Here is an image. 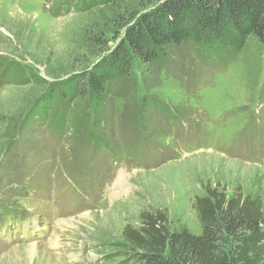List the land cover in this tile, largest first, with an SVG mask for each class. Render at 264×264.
I'll return each mask as SVG.
<instances>
[{
  "label": "rangeland",
  "instance_id": "374dc122",
  "mask_svg": "<svg viewBox=\"0 0 264 264\" xmlns=\"http://www.w3.org/2000/svg\"><path fill=\"white\" fill-rule=\"evenodd\" d=\"M69 1L0 0V222L3 212L30 216L24 237L10 225L0 232V264H136L122 232L143 212L199 235L192 203L207 188L264 203V44L253 38L230 57L182 44L134 63L98 114L81 119L86 102L71 103L65 133L60 110L21 126L100 53L85 46L110 10ZM161 1L119 4L138 15Z\"/></svg>",
  "mask_w": 264,
  "mask_h": 264
},
{
  "label": "trees",
  "instance_id": "16d2710c",
  "mask_svg": "<svg viewBox=\"0 0 264 264\" xmlns=\"http://www.w3.org/2000/svg\"><path fill=\"white\" fill-rule=\"evenodd\" d=\"M119 2L69 1L67 9L110 10V17L102 14L101 25L95 26L98 36L85 46L90 54L93 51L88 49L95 47L100 53L88 67L54 84L49 95L32 105L21 126L45 125L60 110L67 118H58L65 133L66 124L72 123L65 115L70 114L71 103L86 102L81 119L98 114L106 95L129 75L134 63L159 62L171 46L192 44L230 57L248 38L264 44V0H163L139 16ZM32 80L44 87L42 79ZM192 208L199 235L185 226L170 229L162 213H141L140 226H126L122 232L126 259L136 264H264V203L259 198L245 196L239 189L228 194L215 186L195 198Z\"/></svg>",
  "mask_w": 264,
  "mask_h": 264
},
{
  "label": "bare ground",
  "instance_id": "6f19581e",
  "mask_svg": "<svg viewBox=\"0 0 264 264\" xmlns=\"http://www.w3.org/2000/svg\"><path fill=\"white\" fill-rule=\"evenodd\" d=\"M122 175H123V173H121V175H120V177H122ZM122 179V178H121ZM122 182H123V179L121 180V184H122ZM123 185V184H122Z\"/></svg>",
  "mask_w": 264,
  "mask_h": 264
},
{
  "label": "built area",
  "instance_id": "2783aa9c",
  "mask_svg": "<svg viewBox=\"0 0 264 264\" xmlns=\"http://www.w3.org/2000/svg\"><path fill=\"white\" fill-rule=\"evenodd\" d=\"M67 9L66 8H62V11L65 12Z\"/></svg>",
  "mask_w": 264,
  "mask_h": 264
}]
</instances>
